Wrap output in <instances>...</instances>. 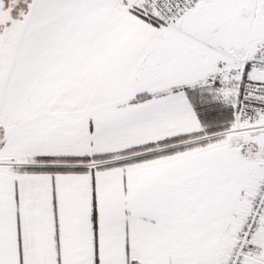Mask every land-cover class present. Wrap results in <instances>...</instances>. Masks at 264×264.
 Instances as JSON below:
<instances>
[{"label": "snow or ice", "instance_id": "6c2138e0", "mask_svg": "<svg viewBox=\"0 0 264 264\" xmlns=\"http://www.w3.org/2000/svg\"><path fill=\"white\" fill-rule=\"evenodd\" d=\"M0 264H264V0H0Z\"/></svg>", "mask_w": 264, "mask_h": 264}]
</instances>
